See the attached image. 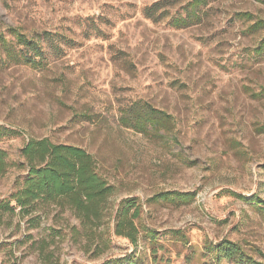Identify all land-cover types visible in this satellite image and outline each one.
I'll return each instance as SVG.
<instances>
[{
    "label": "rangeland",
    "instance_id": "1",
    "mask_svg": "<svg viewBox=\"0 0 264 264\" xmlns=\"http://www.w3.org/2000/svg\"><path fill=\"white\" fill-rule=\"evenodd\" d=\"M192 1L0 0V41L22 49L14 30L46 52L27 64L0 49V127L17 132L0 137L13 163L0 204L27 178L24 145L47 138L92 155L113 200L142 208L138 249L115 237L99 258L70 213L0 210V264H216L222 240L264 264V0H207L174 27ZM135 106L171 116L170 132L124 125Z\"/></svg>",
    "mask_w": 264,
    "mask_h": 264
},
{
    "label": "trees",
    "instance_id": "2",
    "mask_svg": "<svg viewBox=\"0 0 264 264\" xmlns=\"http://www.w3.org/2000/svg\"><path fill=\"white\" fill-rule=\"evenodd\" d=\"M206 3L207 0H193L190 4L192 10L187 16L172 19V25L176 28L190 26L195 18L200 17L197 11ZM163 6L162 2L154 4L145 11L146 16L160 20L163 14L158 17L157 12ZM11 31L23 48L17 49L2 38L0 49L15 62L23 60L27 64H37L35 59H42L46 54L43 47ZM123 123L139 133H147L149 130L168 133L171 116L151 106H135L129 117L123 119ZM16 134V131L0 127V137ZM21 158L23 163L19 167L27 170V178L10 201L0 204V210L6 213L19 210L22 217L34 210L45 211L50 207L59 209L61 213H70L79 223V227L72 228L74 237L87 240L83 250L92 252L93 258H99L109 251L115 237L127 240L135 250L138 249L142 239L136 223L142 216L139 200L128 198L119 203L114 201L115 189L98 173L92 155L79 147L56 144L45 138L30 139L21 150ZM12 166L7 153L0 149V175L6 174ZM176 196L185 198L188 203L192 200L189 195ZM147 234L151 238L155 236L154 231L148 230ZM210 250L216 264H263L255 261L241 244L230 240H222ZM106 264H143V261L131 254L125 259L112 260Z\"/></svg>",
    "mask_w": 264,
    "mask_h": 264
}]
</instances>
